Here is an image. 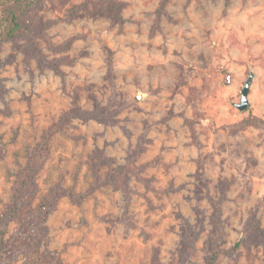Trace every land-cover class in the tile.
I'll return each instance as SVG.
<instances>
[{"label":"rangeland","instance_id":"rangeland-1","mask_svg":"<svg viewBox=\"0 0 264 264\" xmlns=\"http://www.w3.org/2000/svg\"><path fill=\"white\" fill-rule=\"evenodd\" d=\"M22 20L0 43V264H264V0Z\"/></svg>","mask_w":264,"mask_h":264},{"label":"trees","instance_id":"trees-1","mask_svg":"<svg viewBox=\"0 0 264 264\" xmlns=\"http://www.w3.org/2000/svg\"><path fill=\"white\" fill-rule=\"evenodd\" d=\"M41 0H0V43L15 40L22 31L23 18ZM253 125V123H251ZM260 124H263L260 121Z\"/></svg>","mask_w":264,"mask_h":264},{"label":"water","instance_id":"water-1","mask_svg":"<svg viewBox=\"0 0 264 264\" xmlns=\"http://www.w3.org/2000/svg\"><path fill=\"white\" fill-rule=\"evenodd\" d=\"M250 82H251V78H248L241 91L240 103L236 105V108L239 109L240 111L245 109V107H247L248 105L247 95L250 87Z\"/></svg>","mask_w":264,"mask_h":264},{"label":"built area","instance_id":"built-area-1","mask_svg":"<svg viewBox=\"0 0 264 264\" xmlns=\"http://www.w3.org/2000/svg\"><path fill=\"white\" fill-rule=\"evenodd\" d=\"M230 81V77H227V82H229Z\"/></svg>","mask_w":264,"mask_h":264}]
</instances>
